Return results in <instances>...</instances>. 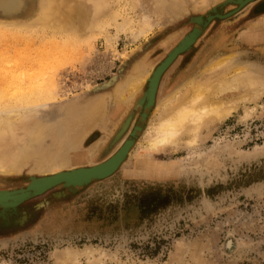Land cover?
<instances>
[{
	"label": "rangeland",
	"instance_id": "1",
	"mask_svg": "<svg viewBox=\"0 0 264 264\" xmlns=\"http://www.w3.org/2000/svg\"><path fill=\"white\" fill-rule=\"evenodd\" d=\"M54 1L0 0V91L7 97L0 100V111L8 99L9 105L23 106L21 113L29 111L30 102H40L33 112L44 124L57 123L68 105L86 101L93 92H111L136 55L142 56L138 63L143 62L146 77L155 46L172 33L175 43L194 23L187 14L175 16L167 0L161 11L155 0H71L82 9L68 27L75 28L73 33L80 22H96L107 33L92 47L70 48L61 35L49 38L53 24L47 9ZM263 4L254 0L212 21L196 48L168 71L161 97L199 72L219 48L235 53L237 62L262 65L264 42L251 44L246 35L264 22ZM223 9L230 13L235 7ZM144 14L155 25L138 36ZM221 30L226 31L222 40ZM155 51L157 59L166 53ZM53 65L54 86L48 83ZM246 106L256 110L242 118ZM127 108L121 100L113 103L107 113L113 128L90 126L71 154L86 157L83 163L99 162L117 149L131 127L118 135ZM151 121L110 177L71 194L56 187L26 201L22 208H28V217L0 227V264H60L65 250L78 255L74 264H264V95L241 102L223 122L209 124L191 146L155 155L140 151ZM27 178L24 172H0V182L11 187Z\"/></svg>",
	"mask_w": 264,
	"mask_h": 264
},
{
	"label": "bare ground",
	"instance_id": "2",
	"mask_svg": "<svg viewBox=\"0 0 264 264\" xmlns=\"http://www.w3.org/2000/svg\"><path fill=\"white\" fill-rule=\"evenodd\" d=\"M167 1L175 16H190L194 21L193 27L181 33L175 43L172 44V39L177 34L172 33L167 34L169 36L155 46L166 53L159 55L161 57L158 56L157 59V48L152 50L153 62L146 77L143 62L138 63L142 56L136 55L130 60L129 67L125 70L122 68L119 80L114 82L111 92L103 94L96 91L83 104L78 101L71 103L65 108V112H68L57 123L44 124L35 119L36 113L33 111L41 106L40 102H30L29 111L21 113L20 108L23 106L15 107L9 105V99L6 101L5 105L8 106L0 111V172H24L28 178L13 187L0 182V227L24 221L28 217V208H22V205L51 189L62 187L75 192L94 180L116 173L128 160L150 117L152 121L145 132V143L140 151L155 155L164 153L169 148L176 150L182 146H191L209 124L223 122L238 109L241 102H256L264 95V62H261L262 65L255 63V60L237 62L235 53H226L219 48L213 59L204 61L200 71L186 79L185 85L162 98L166 74L181 56L196 48V43L210 23L218 18L226 19L254 0ZM71 2L57 0L47 9L48 23L54 26L49 29V38L54 40L53 37L61 35L70 48H83L84 45L92 47L107 30L96 22H80V29L73 33L75 28L70 30L68 27L77 20V14L82 9L78 3L72 5ZM155 2L159 11L165 10L163 5L166 1ZM226 5L234 6L235 9L226 13L223 9ZM260 9H264V4ZM115 15L112 21L116 20ZM81 21L85 22L83 19ZM48 25L46 26L49 27ZM140 25L138 36L150 31L155 24L148 14H144ZM117 27L121 30L123 24ZM163 29L165 25L160 31ZM225 34L226 31L221 30V40ZM106 36L112 39L111 35ZM246 37L254 45L264 42V22L251 29ZM261 59L264 60V57ZM55 69L56 66L53 65L48 81L53 86L56 85ZM4 98L7 99L6 94L0 91V100ZM120 100L128 104V111L121 123L117 124L118 135L131 126L129 135L121 139L120 146L99 162L83 163L86 157L73 156L72 150H75L90 126L110 123L107 113L111 105ZM255 110L256 107L246 106L245 116L242 118L251 117ZM154 112H158L157 115L151 116ZM135 113L138 122L133 124V117L137 118ZM110 126L113 128V121L109 128ZM46 138L50 139L49 145H44ZM61 257L60 264H74L78 255L73 250H65Z\"/></svg>",
	"mask_w": 264,
	"mask_h": 264
},
{
	"label": "water",
	"instance_id": "3",
	"mask_svg": "<svg viewBox=\"0 0 264 264\" xmlns=\"http://www.w3.org/2000/svg\"><path fill=\"white\" fill-rule=\"evenodd\" d=\"M110 177V176H109ZM105 178H108V177H105ZM105 178H103V179H105ZM99 180H101V179H99ZM94 181H96V180H94ZM92 183V182H91ZM89 185V184H88ZM87 186V185H86ZM85 186V187H86ZM74 191H69L67 188H64V191H63V194H71V193H73Z\"/></svg>",
	"mask_w": 264,
	"mask_h": 264
},
{
	"label": "crops",
	"instance_id": "4",
	"mask_svg": "<svg viewBox=\"0 0 264 264\" xmlns=\"http://www.w3.org/2000/svg\"><path fill=\"white\" fill-rule=\"evenodd\" d=\"M257 27V26H256Z\"/></svg>",
	"mask_w": 264,
	"mask_h": 264
}]
</instances>
